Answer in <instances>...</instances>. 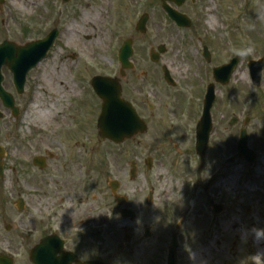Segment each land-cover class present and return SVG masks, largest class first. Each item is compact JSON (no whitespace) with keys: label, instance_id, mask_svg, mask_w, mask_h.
I'll return each instance as SVG.
<instances>
[{"label":"rangeland","instance_id":"rangeland-1","mask_svg":"<svg viewBox=\"0 0 264 264\" xmlns=\"http://www.w3.org/2000/svg\"><path fill=\"white\" fill-rule=\"evenodd\" d=\"M22 1L5 0L0 5V43L9 40L23 45L43 39L56 28L60 30L46 59L28 74L23 95L16 94L12 75L3 70L4 87L15 95L21 114L15 119L0 105L5 114L0 121V143L8 148L6 135H9L24 158L57 147L61 139L56 134L55 116L62 106L64 109L75 99L81 88L77 72L85 68L84 73L88 74L104 70L117 73V53L127 39L134 40L137 59L143 51L160 45L167 48L163 64H168L172 56L175 59L181 87L186 85L188 92L187 108H183L190 124L185 117L173 119L172 116L167 117V123H174L175 128L187 125L186 134L190 127L194 128L199 114V87L193 84H201L203 73L206 79L208 75L211 77L220 61L239 56L233 84L239 87L232 89L236 95L231 100L226 98L227 90L221 96L218 94L220 105L215 112L207 157L197 156L194 136L188 137L183 129L168 134L169 128L156 135L148 132L138 142L118 148L95 137L81 139L78 153L89 150L94 164L101 163L104 153H108L105 158L108 157L111 167L115 157L121 160L125 170L119 179L123 194L129 198L126 207L136 217L124 224L125 233L121 232L120 225L117 229L114 225L110 227L109 244L118 257L113 259L110 255L109 264H136L138 259H145L148 264H163L175 233L180 236L179 256L182 255L183 264H242L255 255V230L264 229V149L258 139L254 143L248 139L249 147L258 149L255 163L248 164L236 152L239 134L229 130L228 121L232 113L244 117L247 103L252 102L247 101L248 64L264 58V0H197L195 3L186 0L179 10L192 20L193 28L189 31H179L162 10L159 0H34V6ZM144 13L150 15V21L147 33L140 35L136 25ZM210 17L215 18L213 27L207 23ZM69 29L74 31L68 34ZM205 42H211L217 48V56L223 59L214 68L203 65ZM71 55L76 57L75 61ZM191 78L197 82L192 83ZM73 90L74 93L70 92ZM36 97L40 100L38 111L45 118L39 112H31ZM183 100L180 97L172 104L182 105ZM137 146L141 162L137 177L131 180L130 161ZM219 148L224 149V155L218 153ZM148 157L154 161L151 170L145 164ZM231 157L233 163L223 165ZM220 159L223 163L219 164ZM213 175L218 181L205 192L204 185ZM5 188L6 179L0 178V243L8 237ZM150 192L153 193L151 203ZM210 200L223 201L226 211L222 216L212 213ZM232 220L234 225L230 226ZM146 229L151 230L150 238L144 236ZM259 240L264 248V239ZM122 243L127 245L124 251L120 248ZM1 246L0 253H10ZM199 251L203 252L202 258L196 261L194 254ZM14 254L22 260V253Z\"/></svg>","mask_w":264,"mask_h":264},{"label":"flooded vegetation","instance_id":"flooded-vegetation-1","mask_svg":"<svg viewBox=\"0 0 264 264\" xmlns=\"http://www.w3.org/2000/svg\"><path fill=\"white\" fill-rule=\"evenodd\" d=\"M192 28L193 23L190 28L179 29V31H189ZM198 38L202 37L198 36ZM182 39L186 37L183 36ZM202 46L204 66L214 68L220 60H223L217 56V48L211 42H205ZM151 49L143 51L137 59V50L134 46L133 68L125 73H122L119 61L117 73H108L104 70L101 73L88 74L84 73L85 68L81 69L80 73L77 72L81 88L74 95L75 99L69 101L64 109L62 106L55 116L56 134L61 140L54 150L47 149L32 158L28 159L26 156L24 158L19 153L21 151L19 146L11 141L9 135H6L8 148L2 147L5 159L0 158V165L6 179L4 207L9 222L6 225L8 237L0 245H2L1 249L4 248L3 251L10 252L6 253V256L11 258L12 264H109L110 255L113 259L118 257L117 252L112 250L109 244L110 227L114 225L117 229L120 225L121 232L125 233L124 224L130 222L121 217L120 211L123 206L116 203L109 181L111 179L119 181L118 193L124 195L119 178L120 173H125V170L120 164L121 160L118 161L115 157L111 167L108 157L105 158L108 153H104L103 161L96 164L89 158V150L78 153V142L91 137L98 138L113 148L120 147L103 140L100 135L98 120L102 101L92 87L95 77L116 79L124 105L129 108L131 114L145 121L147 133L153 132L155 135L165 128H169L168 134L183 129L185 135L194 136L196 139L197 125L203 116L208 86H213L214 90V103L210 110L213 128L215 112L220 105L219 92L221 96L223 90H227L226 98L230 100L235 97L236 91L232 89L238 90L239 87V85H233L237 69L228 84H222L214 76L216 68L228 64L233 58L229 57L220 61L211 77L208 75L206 79L203 73L201 84H193V87H199V114L194 128L190 127L187 134L184 132L187 125L175 128L174 123H167L168 116H172L173 119L185 117L187 124H190L183 108L187 105L188 98L186 85L181 87L173 56L168 64L167 62L163 64L164 56L159 62H153ZM70 57L76 60L74 55ZM143 64L146 66L144 69L140 67ZM164 67L168 68L169 77L165 75ZM247 81L249 82L247 101L252 102L247 103L248 108L244 117L232 113L228 121L229 130L231 129L235 134L245 130L248 139L251 138L253 143L255 139H258L260 146L264 149V76L260 83L256 84L249 72ZM191 82L197 81L191 78ZM70 92L74 93V90ZM180 97H184L182 105L178 102L172 104ZM122 113L124 118L125 114H128L125 109ZM224 131H227L226 127ZM142 136L144 135L138 134L129 143L138 142ZM235 149L237 152V142ZM90 150L93 151V149ZM253 150L258 151V149ZM14 152L15 155H13ZM218 153L221 156L224 155V149L219 148ZM14 156L16 158L13 159ZM133 156L131 161H134L139 169L141 160L138 146L133 151ZM228 159L230 158L226 161ZM220 163H223L221 159ZM218 202L223 205V201ZM17 219L20 220L17 221ZM178 240L177 264H183L182 255L179 256L180 236ZM126 247L127 245L122 243L121 251H124ZM14 252L22 253V260L19 261L18 255ZM148 257L150 258V255ZM144 260L138 259L136 264H148ZM124 261L127 262L125 259ZM163 264H167V259L163 261Z\"/></svg>","mask_w":264,"mask_h":264},{"label":"water","instance_id":"water-1","mask_svg":"<svg viewBox=\"0 0 264 264\" xmlns=\"http://www.w3.org/2000/svg\"><path fill=\"white\" fill-rule=\"evenodd\" d=\"M69 1V0H64ZM163 2V9L168 14V16L179 26L188 28L191 25L190 20L187 16L179 13L178 11L171 8L168 4L172 2L178 7L182 6L185 0H161ZM193 2L195 0H192ZM4 0H0L2 4ZM148 15H144L137 26V30L141 33L146 32V24L148 22ZM58 31L54 30L48 37L43 40L30 42L25 45H18L14 42L5 41L0 44V98L6 108L13 110L14 115H18V109L15 107V101L11 94L7 93L2 87L3 76L1 70L6 67L14 76V83L19 94L24 92L26 76L28 72L36 67L38 63L43 60L50 49L53 47L55 40L57 38ZM160 53H165V47L160 46L158 48ZM133 55V48L131 41H126L120 51L119 60L124 69L132 68L130 59ZM153 60H158L157 54L153 55ZM238 64V59L233 60V62L216 70L215 74L217 78H220L223 83L228 82L231 74L233 73L235 67ZM252 75L254 79L259 83L261 79V69H264V63L261 64L252 63ZM114 80L109 82H99L94 83V89L96 93L103 99V111L99 120V128L101 135L105 138H109L115 143H120L125 139L134 136L138 132L144 133L146 131L145 124L136 119V122H132L131 119H123L120 110L126 107L122 103L119 84H115ZM213 103V87L209 88L207 98L205 113L198 126V137H197V153L200 156H205L207 144L209 142V136L212 130L210 109ZM127 110V108H126ZM0 117L2 114L0 113ZM239 155L245 157L249 162L254 161V154L247 147V140L245 133L242 134L238 143ZM148 166L151 167V161H148ZM133 171V176H134ZM215 179H213L214 181ZM211 181V183L213 182ZM114 190V189H113ZM119 203H123L124 199L117 197ZM221 210H215L219 213ZM122 214L127 217L129 215L128 211H123ZM149 232L147 231V237ZM177 236L173 237L171 247L169 249V264H176L177 262Z\"/></svg>","mask_w":264,"mask_h":264},{"label":"bare ground","instance_id":"bare-ground-1","mask_svg":"<svg viewBox=\"0 0 264 264\" xmlns=\"http://www.w3.org/2000/svg\"><path fill=\"white\" fill-rule=\"evenodd\" d=\"M22 3L25 4V5H27V6H34V5H35V1H34V0H23ZM207 23H208V25L211 26V27L215 26V18H213V17L211 18V17H210V19L208 20ZM70 30H71V31H70ZM73 31H74L73 29H69V31H67V32H68V34H69V33L73 32ZM39 104H40V100H39L38 97H36V98L34 99L33 103H32L31 112H32V113H34V112H36V113L39 112V113H40V116H41V117H44L43 114H42V111H41V110L38 111V110H39V109H38ZM41 114H42V115H41ZM44 118H45V117H44ZM41 119H42V118H41ZM229 225H230V226H233V225H234L233 220L230 222ZM230 226H228V228H229ZM255 248H256L257 252H264V248H263V246L260 244V240H258L256 237H255ZM202 254H203L202 251H199V252L195 253V254H194V259H195L196 261L200 260V259L202 258ZM261 259H264V258H261Z\"/></svg>","mask_w":264,"mask_h":264},{"label":"clouds","instance_id":"clouds-1","mask_svg":"<svg viewBox=\"0 0 264 264\" xmlns=\"http://www.w3.org/2000/svg\"><path fill=\"white\" fill-rule=\"evenodd\" d=\"M260 74L264 76V69H261ZM255 235L258 240L264 239V229L255 230ZM261 258H264V252H257L255 255L248 257L242 264H264V260Z\"/></svg>","mask_w":264,"mask_h":264}]
</instances>
